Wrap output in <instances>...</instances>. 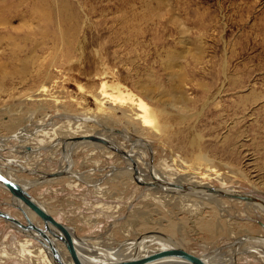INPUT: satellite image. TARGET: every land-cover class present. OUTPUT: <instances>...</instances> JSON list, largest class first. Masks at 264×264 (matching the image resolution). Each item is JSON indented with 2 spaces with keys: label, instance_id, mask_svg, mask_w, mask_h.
Instances as JSON below:
<instances>
[{
  "label": "rangeland",
  "instance_id": "obj_1",
  "mask_svg": "<svg viewBox=\"0 0 264 264\" xmlns=\"http://www.w3.org/2000/svg\"><path fill=\"white\" fill-rule=\"evenodd\" d=\"M54 47L67 64L52 69L58 78L51 75L23 83L16 78L15 82L4 80L7 90L13 88L9 94L0 92V136L10 139L0 154L15 163L12 169L4 165L3 172L28 185L36 173L65 163L62 145H53L58 139L55 133L68 132L81 120L64 116L61 108L56 110L45 99L60 94L73 97L81 102L73 109L103 119L111 111L97 108L90 91H99L101 82H117L132 93L143 91L140 86L186 92L191 97L186 104H160L168 111L162 119L166 141L156 140L152 147L161 145L187 158L188 152L199 148L211 159L205 162L209 171L205 172L206 166L195 170L203 177L211 173L203 180L216 187L219 182L213 177L219 174L229 187L264 199V0H0V77L18 60ZM10 55L12 60L7 58ZM51 79L47 95L28 96L36 93L40 82ZM153 103L159 107L158 102ZM6 118L15 124H3ZM87 123L95 130L100 128ZM118 124L115 127L121 128ZM75 152L70 170L88 184L84 180L73 183L75 178L69 174L54 183L39 179L42 181L30 184L28 191L76 238L90 237L117 247L140 233L161 231L199 256L221 260L236 246V264L261 262L260 253L253 249L264 244L251 240L253 252L248 254L236 241L264 235L258 224L263 217L238 214L250 212V205L223 200L225 212L215 203H207L192 217L180 211L182 204L194 207L196 201L178 200L182 204L168 206L167 200L145 198L146 191L134 190L131 183L106 178L101 168L110 161L95 149ZM17 163L26 168L17 169ZM134 208L145 211L150 222L133 225ZM0 209L23 220L10 193L1 186ZM23 238L31 239L29 247L41 245L0 218V264H40L35 257L21 255Z\"/></svg>",
  "mask_w": 264,
  "mask_h": 264
},
{
  "label": "bare ground",
  "instance_id": "obj_2",
  "mask_svg": "<svg viewBox=\"0 0 264 264\" xmlns=\"http://www.w3.org/2000/svg\"><path fill=\"white\" fill-rule=\"evenodd\" d=\"M46 51L47 52H45L42 55H37V53L35 52L33 55H31L30 58H25L24 60H18V63L13 65L11 69H5L3 75L0 77V92L2 93V95L3 93L9 94L11 89L13 88L12 87L9 90L5 88V83H4L5 78H8L9 80H11V82H13L15 80L14 78H16L21 83L27 82L28 79H32L33 81H35V79L41 81L44 79L46 80V78L51 77V75L53 76L54 74L52 70L53 68H58V67L66 68L67 65L66 61L59 56L58 49L54 47ZM13 57H14L13 55L7 56L9 60H12ZM30 60H32V62L28 63ZM53 77L58 78L57 75H54ZM50 81H52V79L49 80L47 83L46 81L40 82L39 87L37 86L36 88V93L28 94V96L31 97L37 94L38 96L41 97L42 95H47L48 86L51 83ZM100 84H101L100 89H98L99 91L97 92L90 91L91 94L90 93L89 94L94 100L97 108L104 110L105 107H109L111 113L108 115H105L104 113L102 116L103 119H100L94 113L92 115H85L84 113H80L82 109H73L72 108L73 106H76L81 103L76 99H75L76 101L73 100L72 99L73 97L71 98L70 96H64L60 94L53 96L51 99L50 98L45 99L56 110H59L58 108H61L63 110V112L61 113L64 116L70 119H74L75 121L81 120V122L78 123V125L74 129L65 133L64 130L63 133L59 132V130L58 131L56 130L59 133H55L56 134L55 138L57 137L58 139L55 142H53V145L56 146L62 145V150L65 153L64 155L65 163H61L58 166V168L52 171L49 172L40 171L41 173H36V176L34 177L33 181L31 182H29V180L27 181L28 185L26 183H25L26 185L24 183L22 184L24 187L27 188V190L30 184L35 183L39 179L43 178V180L44 179L47 181L50 180L51 182L54 183V182H58V180H61L65 177L67 178V175L69 174L75 178L73 183H77L76 182L77 180L79 181L84 180L86 182L83 176L80 175L81 177L80 176L78 177L76 171L72 169L70 170V168L72 166V155L74 154V152L77 149H82V148L85 149V147L86 148L88 147L95 149L98 155H100L105 160L110 161L108 166H106L105 168L104 167L101 168L103 169L106 178L107 176L108 177L112 176L115 182H122V183L125 182L127 184L131 183L134 186V190H139L141 191V193L142 191H146L143 194V197L146 198L147 196L150 197L152 196L154 200H156L157 202L161 200L162 201L167 200L168 203H166V205L168 206H171V204H177L178 200L181 201L183 200V202L185 201V199L190 201L192 200L194 202L196 201L194 204H196L197 206L194 207H192L191 204L186 205V207H184L185 204L183 205L182 202L181 203L180 201L178 202L182 204V209L180 212L186 211L192 217H197V215L201 213L202 209L205 208V204L207 203H215L223 211L226 212L227 208L223 200H230V201L244 202L247 205H250L249 208L251 209V211L250 212L241 211L238 213L240 216H244V215L246 216L247 214L248 215L254 214L257 217L261 216V218L262 217L264 218V208L259 204H254L252 202H248L241 198L235 197L236 193H247V192H241L235 188L229 187L228 185H226L227 182L223 176L217 174L213 177L214 179H216V181L219 182V185L216 187L213 186L211 183H209L208 180H203L206 179L207 177L209 178L211 173H207L208 176L203 177L201 171L198 172L195 170L206 166L205 172L209 171L208 170L209 166L208 164H205V162L210 163L211 159L207 157L206 153H202L199 148L196 149L197 152H193V151L188 152L187 155L189 156V158H187L185 155H182L181 152L179 153L171 149L166 151L165 148H163L161 145L152 147L153 145L152 143L156 140L160 141L162 139L166 141V126L164 125L162 119L165 115L168 114V111L166 110L165 107H161L160 104L170 105L174 107H177L179 104H186L187 102L191 101V97L186 92H184L183 94L182 91L177 90L176 93H171L165 87H159L157 91H153L148 88L140 86L143 91H140V93H132L129 91H124L117 82L116 84L113 85H109L105 81L101 82ZM107 87H110V91L107 90ZM80 99L84 100L83 95ZM58 101H60L59 104H57ZM153 101L158 102L159 107H155ZM6 119L7 121L4 120L3 124L9 125V127L15 124L14 119H13L14 121L8 118ZM87 122H92L93 125L99 126L100 128L95 130V127H89ZM116 122L120 123L118 125H122V127L121 128L115 127L117 126ZM21 132L24 136H27V132L24 133L23 131ZM91 136L99 140H102V142L99 140L89 139V137ZM7 140L10 139H6V136L4 135L0 136V152L2 151V148L5 145V141ZM13 163H15L14 160L4 158L0 154V172L3 175H6L11 179L17 181V179L14 178L12 175H10L9 173L7 174L2 170V167L4 165L12 169L11 166H13L12 165ZM17 165H18L17 169L20 168L21 170H24L26 168V166L22 165L21 163L20 165L17 163ZM0 186L3 189H5L3 185L0 184ZM211 188H215L216 191L215 192L211 191ZM104 189L103 191H105ZM33 198L48 213L51 214L48 207H46L43 202L38 201L36 197ZM186 203H188V201ZM159 204L164 205L162 203ZM143 207H148V206H143ZM23 208L26 210L28 216L32 220H34V217H37L29 209L25 207ZM106 208L107 207H105V209ZM148 208L150 209V206ZM148 208L146 209V211L148 210ZM144 213L145 211H142L141 209L139 210L135 209V213L132 214L133 217L132 219L135 223V224L133 223V225L138 226L140 222L143 223L150 222V218L149 219L146 218L144 216ZM170 216L173 215H169V217ZM37 221L40 222L38 217H37ZM261 223L262 225H264V220L263 221L258 220V224L264 230V226H262ZM67 229L72 236V240L74 242L78 254L80 255L81 259L87 263H101L108 261H118L123 259L138 258L168 248H174V247L183 248L177 241H174L171 236L160 233L161 231L159 232V234L157 233L151 234L150 233L151 231L143 232L138 234L139 236L137 235V237L135 236L131 238V240H128L127 242L123 241L117 247H112L103 243L101 244V242L96 243L95 240H92L90 237L76 238L74 232L69 228ZM246 237H241L239 241L236 240L238 244L241 242L240 243L241 250L244 253H248V254L252 253L253 251L259 252L260 254H258V256L262 258L261 261H264L263 259L264 254L262 253V251L264 252L263 245L260 246L259 250L255 248L252 251L250 249L251 247L254 246L251 244L252 243L251 240L253 242H256L257 244L258 243L264 244V235L261 233L256 234L255 236L253 235V237L249 238L250 241L247 240L248 238ZM23 239L19 242V246L21 248L20 252L21 255H23V257L24 256L35 257L38 259L37 261L38 263L40 262V264L41 263L52 264L49 252L46 249H44L42 245H38L37 247L35 246L29 247L32 246L31 239L29 238H23ZM54 242L57 247L58 245L62 247L60 249L63 257L64 258L67 257V252L64 246L62 245V243H60L57 240H54ZM104 246L105 248H103ZM124 247H128V250H125ZM236 249L237 247L235 246L234 251L231 252L229 255H226V257L222 258L221 260H213L212 258H207V256L204 255L200 257H202V259H204L209 264H236L235 263L236 251H237ZM2 256H6V254L5 255L2 254ZM105 256H109V257H105ZM215 258L217 259V257ZM146 264H191V263L181 258L163 257L161 259H157Z\"/></svg>",
  "mask_w": 264,
  "mask_h": 264
},
{
  "label": "water",
  "instance_id": "obj_3",
  "mask_svg": "<svg viewBox=\"0 0 264 264\" xmlns=\"http://www.w3.org/2000/svg\"><path fill=\"white\" fill-rule=\"evenodd\" d=\"M89 139L99 140L93 136L89 137ZM99 141L102 142V140ZM0 184L3 185L10 193L13 205L17 210H20L23 220H20L16 216H13L9 212L2 209H0V218L10 223L14 229L21 232L23 235L37 240L43 246V248L49 252L52 264H146L163 257L181 258L190 262L191 264H209L198 254L189 252L181 247L164 249L138 258L101 263H87L83 261L78 254L72 240V236L65 225L48 213L32 197L26 187H24L20 182L3 175L1 172ZM211 191L215 192L216 189L211 188ZM235 197L252 202L254 204H259L264 208V200L250 193H236ZM23 207L32 211V213H34L39 218L40 222L35 219L32 220ZM54 240L62 243L67 252V257H63L60 247L56 246ZM247 264H264V261Z\"/></svg>",
  "mask_w": 264,
  "mask_h": 264
},
{
  "label": "crops",
  "instance_id": "obj_4",
  "mask_svg": "<svg viewBox=\"0 0 264 264\" xmlns=\"http://www.w3.org/2000/svg\"><path fill=\"white\" fill-rule=\"evenodd\" d=\"M15 216V215H14ZM24 240V239H23ZM58 247L62 248L60 245H58Z\"/></svg>",
  "mask_w": 264,
  "mask_h": 264
}]
</instances>
